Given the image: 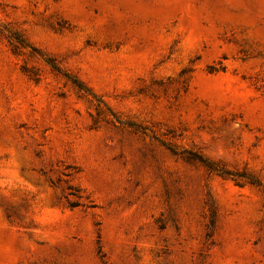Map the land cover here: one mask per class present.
Returning a JSON list of instances; mask_svg holds the SVG:
<instances>
[{"label":"rangeland","instance_id":"obj_1","mask_svg":"<svg viewBox=\"0 0 264 264\" xmlns=\"http://www.w3.org/2000/svg\"><path fill=\"white\" fill-rule=\"evenodd\" d=\"M0 264H264V0H0Z\"/></svg>","mask_w":264,"mask_h":264},{"label":"trees","instance_id":"obj_2","mask_svg":"<svg viewBox=\"0 0 264 264\" xmlns=\"http://www.w3.org/2000/svg\"><path fill=\"white\" fill-rule=\"evenodd\" d=\"M20 43V45L21 46H24L23 44H21V41H19ZM15 46V45H14ZM47 62V64L50 66V68H51V70L53 71V72H57V71H59V69H58V67H57V65L52 61V60H50V61H46ZM64 75L63 76H65L66 78H70V80H71V83L73 84V86L78 90V91H80V92H82L84 95L86 94V95H88V94H90V93H87L88 92V89L85 87V85L81 82V81H79L77 78H75V77H70L69 75H67V73H63Z\"/></svg>","mask_w":264,"mask_h":264}]
</instances>
